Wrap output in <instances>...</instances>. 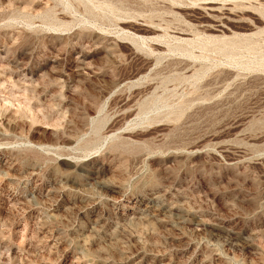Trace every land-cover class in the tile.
<instances>
[{"label":"rangeland","instance_id":"rangeland-1","mask_svg":"<svg viewBox=\"0 0 264 264\" xmlns=\"http://www.w3.org/2000/svg\"><path fill=\"white\" fill-rule=\"evenodd\" d=\"M0 264H264V0H0Z\"/></svg>","mask_w":264,"mask_h":264}]
</instances>
